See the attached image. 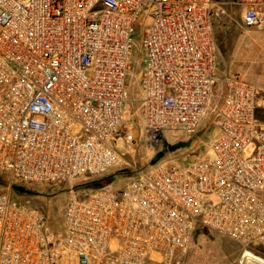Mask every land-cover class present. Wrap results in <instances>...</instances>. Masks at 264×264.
Masks as SVG:
<instances>
[{
	"label": "built area",
	"instance_id": "1",
	"mask_svg": "<svg viewBox=\"0 0 264 264\" xmlns=\"http://www.w3.org/2000/svg\"><path fill=\"white\" fill-rule=\"evenodd\" d=\"M231 1L245 28L264 31V0ZM145 5L154 7L140 78L148 142L195 133L221 82L211 157L163 161L123 190L71 199L54 242L46 214L15 201L12 185L103 176L119 150L130 153L125 107ZM227 16L220 0H0V173L10 180L0 264H184L200 228L264 252V87L216 76L214 27Z\"/></svg>",
	"mask_w": 264,
	"mask_h": 264
},
{
	"label": "rangeland",
	"instance_id": "2",
	"mask_svg": "<svg viewBox=\"0 0 264 264\" xmlns=\"http://www.w3.org/2000/svg\"><path fill=\"white\" fill-rule=\"evenodd\" d=\"M220 1L228 10L229 18L216 22L214 27L218 47L215 63L216 76L221 80L227 72L231 76L240 75L255 86L264 87V31L245 28L242 22L244 8L235 5L231 0ZM153 9L152 5L143 7V15L135 28L136 44L129 74L130 101L125 107L128 117L126 130L132 135L134 143L129 146L131 148L129 154H126L125 149L119 150L120 164L109 172L110 175L122 177L117 178L116 182L109 187L113 190H123L134 180H141L138 174L151 171L158 159L160 163L173 160L179 167H183L211 157L209 147L215 133L212 123L216 107L221 100V82L216 85L207 113L195 133H169L156 146L148 142L142 114L144 93L140 78L145 58L143 34L152 26ZM263 106L264 102L259 97L257 107L260 109ZM254 151V147H250L245 154L252 155ZM85 183L87 180L80 179L72 184L15 185L11 188L13 191L11 195L22 205L42 210L47 216L52 236L56 235L63 226L70 200L75 197H87L80 193ZM8 186V181L0 176V191H6ZM247 253H250V256H247ZM183 262L184 264H264V252L260 249L247 251L238 243L200 228L194 236L190 251L183 256Z\"/></svg>",
	"mask_w": 264,
	"mask_h": 264
},
{
	"label": "trees",
	"instance_id": "3",
	"mask_svg": "<svg viewBox=\"0 0 264 264\" xmlns=\"http://www.w3.org/2000/svg\"><path fill=\"white\" fill-rule=\"evenodd\" d=\"M159 160L160 159L157 160V163H155V166L160 163ZM109 175L110 174L108 173L106 175L99 176V177H85V178H83V180H87V183H85L86 185H83L82 189H80V193L83 196H88V195H91V194L96 193L98 191L109 189V187L116 182L117 178L118 179L122 178V177H117L116 175H110V176ZM0 176L4 177V179H6L8 181V185H9V182H10L9 177L3 173H0ZM15 185L19 186V185H28V184L15 182L12 186H15ZM109 190H113V189H109ZM114 191H119V190H114ZM11 192H13V191L11 190ZM18 198H20V197L18 196ZM15 201L20 203L18 200H15ZM62 225L63 226L60 227L61 229L56 232L57 234L56 235L54 234L51 236V238H53L54 242H57V241L62 239V233L65 230L64 223H62ZM49 231H50V228H49Z\"/></svg>",
	"mask_w": 264,
	"mask_h": 264
},
{
	"label": "crops",
	"instance_id": "4",
	"mask_svg": "<svg viewBox=\"0 0 264 264\" xmlns=\"http://www.w3.org/2000/svg\"><path fill=\"white\" fill-rule=\"evenodd\" d=\"M227 12H228V10H227ZM228 18H229V14H228V16H227L225 19H228ZM226 73H227V72H226ZM226 73H225V74H226ZM225 74H224V75H225ZM228 74H229V73H228ZM229 75H230V74H229ZM233 76H239V77L243 78V77L240 76V75H233ZM243 79H245V78H243ZM245 80H246V79H245ZM246 81H247V80H246Z\"/></svg>",
	"mask_w": 264,
	"mask_h": 264
},
{
	"label": "bare ground",
	"instance_id": "5",
	"mask_svg": "<svg viewBox=\"0 0 264 264\" xmlns=\"http://www.w3.org/2000/svg\"><path fill=\"white\" fill-rule=\"evenodd\" d=\"M247 256H250V254H247Z\"/></svg>",
	"mask_w": 264,
	"mask_h": 264
}]
</instances>
